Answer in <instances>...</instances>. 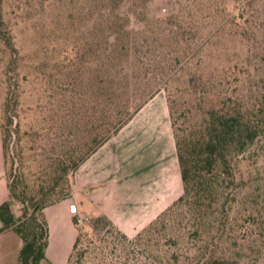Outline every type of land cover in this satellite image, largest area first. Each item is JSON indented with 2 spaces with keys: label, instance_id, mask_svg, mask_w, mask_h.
Instances as JSON below:
<instances>
[{
  "label": "rangeland",
  "instance_id": "1",
  "mask_svg": "<svg viewBox=\"0 0 264 264\" xmlns=\"http://www.w3.org/2000/svg\"><path fill=\"white\" fill-rule=\"evenodd\" d=\"M241 1L0 0V127L11 133L7 176H18L22 190L41 196L47 158L66 136L81 153L92 144L93 129L101 135L106 91L124 101L143 93L146 108L133 111V118L144 117L172 146L168 167H133L131 179L128 168L122 170V199L132 195L134 212L156 201V217L144 220L125 246L107 220L75 213L86 235L72 264H190L186 240L171 238L179 224L170 215L153 230L157 239L150 244L137 235L183 192L169 104L180 125H192L199 119L196 91L207 89L206 81L229 71L235 93L248 85L255 65L264 70V0H251L258 14L246 26L232 23ZM155 74L163 77L158 83L148 79ZM128 123L108 140L130 133ZM80 200L89 203L83 195ZM13 208L20 213L18 204ZM175 253L181 255L177 263Z\"/></svg>",
  "mask_w": 264,
  "mask_h": 264
},
{
  "label": "trees",
  "instance_id": "2",
  "mask_svg": "<svg viewBox=\"0 0 264 264\" xmlns=\"http://www.w3.org/2000/svg\"><path fill=\"white\" fill-rule=\"evenodd\" d=\"M240 4L232 23L246 26L257 18L258 9L251 0ZM254 69V73L249 71L244 89L248 94L243 89L231 92L229 71L221 79L206 81L207 89L196 91L201 96L197 98L199 119L192 125H180V117L169 104L183 193L168 211L138 233L140 242L143 235L146 245L156 240L157 236L151 237L153 230L163 217L170 215L179 224L171 238L176 244L186 240L184 244L192 254L187 256L190 264H264V70L256 65ZM162 78L155 74L148 79L158 83ZM138 92L125 101L104 92L101 135L93 129L92 144L81 153L74 151L68 136L63 139L60 151L47 158L45 183L38 191L41 196L22 190L18 176H7L10 199L0 206V232L13 229L20 235L19 264H42L48 260L50 225L46 208L72 196L71 173L133 118L145 101L139 96L143 93ZM171 96L173 92L168 97ZM10 136L9 130L3 132L7 167ZM15 204L19 205V214L13 208ZM97 219L107 220L120 233L125 246L131 241L106 216ZM73 220L78 234L67 264H72L79 254L86 235L75 216ZM84 254L85 251L80 252L81 256ZM179 255L174 254L175 263L179 262Z\"/></svg>",
  "mask_w": 264,
  "mask_h": 264
},
{
  "label": "crops",
  "instance_id": "3",
  "mask_svg": "<svg viewBox=\"0 0 264 264\" xmlns=\"http://www.w3.org/2000/svg\"><path fill=\"white\" fill-rule=\"evenodd\" d=\"M145 108V106L142 107L139 112H143ZM128 124L133 129L130 133L118 134L105 142L75 171L72 177V196L46 208L50 225L47 261L51 264H67L68 262L77 236V227L73 220L75 213L81 216H106L128 236L143 228L145 224L141 225V223L144 220L150 222L156 217L154 214L158 208L156 201L134 212L132 195L129 194L126 199H122L120 191L122 179H124L122 170L127 167L131 179L133 167H154L156 169L168 167L173 156L172 146L164 134L153 131L155 128L152 130L144 117H139V119L134 117ZM123 144L127 145L126 150L123 149ZM174 146L179 186L182 177L175 139ZM128 182L132 183L131 180ZM162 189L166 195V186L163 185ZM82 195L89 200L88 204L80 200ZM9 199L10 187L3 131L0 127V206ZM164 202L167 201L164 200ZM2 226L3 222L0 219V228ZM21 246L22 240L16 231L13 229L1 231L0 264H19Z\"/></svg>",
  "mask_w": 264,
  "mask_h": 264
}]
</instances>
